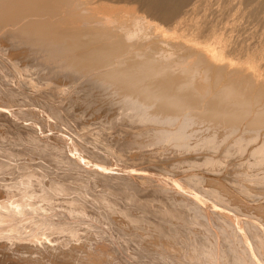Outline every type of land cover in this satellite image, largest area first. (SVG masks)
I'll use <instances>...</instances> for the list:
<instances>
[{
  "label": "rangeland",
  "instance_id": "rangeland-1",
  "mask_svg": "<svg viewBox=\"0 0 264 264\" xmlns=\"http://www.w3.org/2000/svg\"><path fill=\"white\" fill-rule=\"evenodd\" d=\"M75 1L77 3L80 2L79 4L82 6L99 7L96 11L88 9V12H96L97 16L101 15L100 17L102 18H109L108 20L111 21V25L120 27L118 29L123 32L129 31V29H135L134 25H132L133 21L136 24L142 22L139 28L136 27V33L139 34V37L133 38L135 39V41L133 40L134 44H136L135 46L138 47V45H140L141 47L139 46L138 48L141 50H164L163 53L167 54H165V56L175 58L185 55L184 50L187 49V46H190L184 45L182 40L174 37V26L172 22L166 23L159 19L160 16L166 13L165 10L157 11L156 17L153 15L152 11L150 12L147 10L151 0ZM94 1H97V3H92ZM159 1L163 4L165 0H162L163 2L161 0ZM195 1L191 2L194 3ZM227 1L211 0L213 4L210 0H208V2L207 0L203 2L207 3L208 8L213 5V8L219 6V9L223 8V12L226 11L224 13L222 12L223 16L210 15L208 18L213 19L212 22L215 18L216 22H214L216 24L220 22L222 25L221 27H223V24H225V26L231 25L230 23L233 19L237 24L243 26L248 36L249 34L251 36L254 34L252 39L262 35L261 32L264 30L262 25L258 27V30L255 28L256 31H254L255 29L252 31L251 28H254V26L257 27L255 25L257 22L255 21V23L254 19H243L240 14H237L238 7H240L237 5L238 0ZM166 2L167 4L171 3L168 0H166ZM215 2H219L220 5L216 3L215 7ZM221 2H224L223 4H225L226 7H224L225 5L221 4ZM203 3L202 5L204 6ZM207 5L205 4L206 7ZM221 5H223V7ZM205 6L203 7L204 10L206 9ZM232 6L235 8L233 7V9ZM129 7L134 10H125V8ZM202 7L198 8L199 10L201 9L200 12L197 11L198 16L203 13ZM231 10L234 11L232 12ZM232 13L234 15H232ZM235 15L237 17H235ZM112 16H115L116 19H113ZM220 17L221 19L223 18V21L219 19ZM134 18L135 20H133ZM216 18L219 19V21H217ZM224 18L227 19L226 23L229 22V24L224 22ZM237 18L241 20L237 22ZM209 21L211 20L209 19ZM250 21L251 23H248ZM220 23L218 24L220 25ZM249 24L251 27H249ZM183 26L186 27L185 25ZM257 32H259V34ZM151 33H153V35ZM146 34L150 35L155 42L151 38L149 39L150 36ZM156 34L159 35L157 36ZM144 35H146V37ZM178 35L183 40L190 39L194 42H201V44L212 41V39L205 41L195 34L185 35L178 33ZM13 36L14 35L10 32L6 33V31L0 30V264H137L139 262L140 264H144V261L145 264H147V260L149 263L151 261L150 264H155L157 258H159V261L161 257H163L164 260L161 258L156 264H170L172 262L175 264H190L193 262V264H205L207 262L208 264H227V262H225L227 254L225 253L231 254L227 256L228 264H241V262L246 264L244 261L246 259L244 258L247 256H245L246 254L244 255V252L250 249L252 253H250V251L246 253L248 256L250 253V256L254 257L255 263L253 264H257L258 261L260 264H264V251H262L264 250V235L262 239L263 244H261L259 240L254 244V240L250 237L249 232H247L248 229L246 230L249 223H255L257 227L259 226L262 228L261 230L258 227L261 233H264V155L260 153L254 154L256 147L258 148V146H261L264 139V133L262 134V132H264V123L263 127L260 128V133L262 134L261 138L255 137L256 132L252 129L250 130V127H253L250 119H239L241 122L238 119L230 120L229 122L226 120L215 121L213 119V121L206 119L204 116H206L205 113H207V110L205 109L207 108H204L205 105H203V107L189 108V110L187 109L188 111H185L200 116H196L197 120L195 123L191 121L192 124L189 122L187 123L189 126L185 125L186 128L188 127L187 130L186 128L184 130L183 128L179 129V131H183V134L181 133L183 137H177L176 133L178 131L176 132V130H178L179 123L183 116L179 117L173 124H166L162 117L158 118L162 123H158L156 120L153 121L152 113L149 111H147V113L144 111L146 117L143 109H136V113L134 114L133 112L135 109H132L127 103H124L121 97H119L116 92H113V89L110 90L107 87H102V89H100V86V88H94V84L88 81L90 74L88 76V73H85L87 75L85 76L84 73H82L80 78L79 75L77 77V75L72 72L67 74L66 70L62 68L63 71L61 69L62 63L59 67L60 59L54 58L59 62L57 64L53 57V62H50V60L46 62L45 60L49 57L48 55V57L46 55L43 56L46 52L44 53L40 49L38 50V48L35 49L36 46L34 47V45L30 48L31 43L28 42L27 38L21 37L23 39L22 44L18 43L19 40L20 42L22 40L20 37H17L18 40L15 41L16 38ZM11 37L14 39L12 42ZM157 38H161L159 43V39ZM170 39L172 41H170ZM151 40L154 43H152ZM162 42L163 44L161 45ZM172 42L176 43L173 44ZM16 43L20 45L18 46ZM24 43H30V46ZM148 44L152 47H149ZM156 45L161 47L157 48ZM257 46L258 45H256L254 49ZM198 48L199 47H197L195 51H198ZM170 49L175 50L172 51L175 53V55L173 53L174 56L170 54ZM258 49L259 48H257V50ZM36 51H39L40 54ZM254 51L256 52V49ZM255 52L252 54L253 57L247 62L242 60L239 61L236 55L230 56L231 60L228 61L234 63V66L238 67L239 71H242V77H239L241 82L242 80L245 82V80L249 78L246 81L249 83L256 77L257 80H255L258 83L264 84V56L254 55L256 54ZM197 54L198 53H196V55ZM189 60L190 61L185 59L183 64L187 61L189 62L187 64H190L192 61L191 59ZM53 69L56 70L54 71ZM246 72L250 75L247 74L246 76ZM260 79H262V81ZM227 80L228 77L224 76V78L222 77L217 81L218 83H215L216 81L214 82L215 84L211 82V84H214L211 86V92L214 91L212 94H215L219 88H222L224 84L229 82V80ZM251 82L249 84L253 83ZM218 84H222V86H218ZM249 84L246 86L245 90H247V92L249 91L247 94L250 98H253L254 92H257V90H255L254 87H249ZM103 89L106 90L104 91ZM113 94H115L116 97ZM120 99V103L122 104L119 103ZM124 105L127 106V109ZM1 109L6 110L3 111ZM128 109L130 112L133 110V112H128ZM138 110L146 117V121L143 116L140 117L142 114L140 111L137 113ZM134 117H136V119ZM148 117L150 119H147ZM201 117L205 118L204 121H200L203 119ZM138 118L140 121L137 120ZM246 121L249 122V124ZM221 122H223V124ZM230 124H237V126L231 129L230 127L232 125L230 126ZM250 124L252 125L250 126ZM161 129H169L170 131L173 129L171 132L176 133L173 134L174 136L170 135L171 138H166ZM213 132L216 133L214 134ZM161 133L163 135H161ZM241 134L244 138L246 137V140L244 139L242 142L239 141V143H237L236 139H238ZM34 179L35 181H33ZM192 205H199L200 210L198 209V215L197 209ZM201 208L205 212H201ZM200 215L206 220L198 217ZM162 217L168 221H165ZM217 217L222 220V223ZM223 220L226 222L223 223ZM169 222H172V224ZM235 223H238L240 227ZM204 225H206V228H203ZM225 225L229 226L226 227ZM155 226H159L157 230L159 229L162 233L159 230H155ZM200 226L202 227L200 228ZM212 226H215L214 229ZM187 228H189V230ZM218 228H223V231ZM170 230L173 231V233ZM174 231L176 233H174ZM180 231H182L181 234ZM191 231L196 233L193 234ZM212 231L213 233H211ZM243 231H245V233ZM153 232H155V234ZM171 233L173 235H170ZM176 234L178 237H176ZM217 234L219 236L218 238ZM234 234L235 236L237 235L236 238ZM167 235L169 237H167ZM195 235L197 236L195 237ZM230 235H232L231 238ZM244 235L247 236L245 237ZM185 236L189 239H186ZM224 236H229L227 237L229 240H226L227 238H224ZM239 237L242 241H239ZM127 238L129 242H127ZM135 238L136 240H134ZM223 238L227 243L225 240L223 241ZM194 239L197 243L193 242ZM244 239H246L247 242ZM177 240L180 241L181 244L178 243ZM188 240L190 241L188 242ZM189 243L191 244L190 249L188 247L190 245ZM205 243L209 245L212 244L210 249H208L209 245ZM246 243L249 244L246 245ZM185 244L189 245L187 246ZM192 244L194 245L192 246ZM198 244L204 248H198L201 247L198 246ZM138 245H142L141 251L139 250L140 247L138 249ZM160 245H162V247H160ZM233 247H235L236 250L235 248L233 249ZM244 247L247 248V250L244 249ZM248 247L250 249H248ZM221 248H224L223 251ZM226 248L227 250L229 249L228 252ZM201 249H203L204 252L201 251ZM253 249L254 251H258L254 252ZM146 250L149 251H147L148 256L146 255ZM188 250L192 252L188 254ZM153 251L155 253L157 252L156 255H158V253L163 255H158L156 258L154 257L156 255ZM177 251L180 254L177 253ZM138 252V256L141 257L137 256ZM112 253L114 254L112 255ZM204 253L207 254V257ZM151 254H153L154 260L151 259L152 257L150 260L147 259L152 256ZM214 254L216 257H214ZM185 256L189 257L188 260ZM32 257L33 259H31ZM195 257L200 260H195ZM234 257L236 260H234ZM143 258L147 260H142ZM182 258L184 259L182 260ZM204 258L208 259V261L204 260ZM214 258H216V260H214ZM239 258H241L242 261ZM137 259L139 262H137ZM210 259L212 261L220 259L221 262L217 261L218 263H214ZM237 259H239V263ZM259 259L263 261L261 262ZM170 260L173 261L171 262ZM178 260H180L179 263H177ZM114 261L116 262L114 263ZM246 262L250 264L248 261Z\"/></svg>",
  "mask_w": 264,
  "mask_h": 264
},
{
  "label": "bare ground",
  "instance_id": "bare-ground-1",
  "mask_svg": "<svg viewBox=\"0 0 264 264\" xmlns=\"http://www.w3.org/2000/svg\"><path fill=\"white\" fill-rule=\"evenodd\" d=\"M99 1V0H97ZM97 1L92 2V3H97ZM159 0H151V3L148 5L147 10H149L150 12H153V15L156 17V13L157 11L160 10H165L166 13H164L162 16L159 17V19H161L162 22H172L174 29H173V35L176 39L182 40L184 42V45H190L187 46L185 51V55L183 56H179V57H167L165 56V54L163 53L162 50H141L138 47L140 45H138V47H136L134 44L135 37H139V34L136 33V27L139 28V25L142 23H138L136 24L134 21V23L132 22V25H134L135 29L123 32L121 31L120 27H114L111 25V21L106 19V18H102L100 16L96 15V12H88V9H91L93 11L98 10L97 7L94 6H82L81 4L77 3L75 0H0V30H4L7 32L12 33V35L15 36V41L18 40L17 37H22V38H27L28 42L30 43H24L26 45H31L30 48L35 47V49L38 48V50L40 49L41 51H43L44 53L46 52V54H42L43 56H47L48 59H46L45 61L50 62L56 60V59H60L59 62L56 60V64L59 63V67L60 64L61 69L63 68L64 70H66V73L68 74L69 72H72L73 74L80 75L82 73H84L85 76H87L85 73H88L89 79L88 81L90 83H93V87L95 88H100L102 89V87H107L108 89H113V92H116L119 97H121L122 101L124 103H127L128 106H130L132 109H135L134 112L133 110L130 112V110L128 112L130 113H136V109H143V112L149 111L152 113V118L153 121L156 120V122L160 123L161 120H159V117H162L163 121H165V123H169V124H173L175 123L179 117L183 118L181 119L179 126H178V130H176V132H171L169 129H161L162 133L164 134V137L166 138H171L170 135H173L176 133L177 137H183V131L181 132V130L179 131V129L183 130L186 128L185 125L189 126V122L194 121L193 123L196 122V116H200V115H196L194 113L191 112H185L188 111L189 108H198V107H203V105H205L204 108H207L205 110H207L205 113L206 119H210V120H226V121H230V120H251L250 126L252 125L253 127H250V130H254L255 133V137H260L262 136V134L264 132H262V134L260 133V128L263 127V123H264V84H260L258 83L255 79L251 82L252 84H249L248 82H246L249 78H247V80H245V82H243L244 80H242L239 77H242V71L240 72L238 67L234 66V63H230L231 60L230 56L232 55H236L238 57V60H242V61H248L250 60V58H252V54L255 52L254 50L256 49V54L254 55H260L261 57L264 56V30L263 32L262 29L264 28V0H238V13L240 14V16H242V18L244 19H254V22L256 21L257 24H255L257 27L254 26V28H251L252 31L253 29L257 28L260 25L263 26V28L261 29V33L262 35L256 36L258 38H254L252 39L254 36L253 34L252 36L249 34H246L247 32H245V29L243 28V26L241 24H237L235 22V20L232 19L231 20V25H226L223 24V27H221V23L217 22V24L215 23V18H214V23L212 22L213 19L208 18L210 15H222L223 12V8L219 9L217 8H213L212 6H209L207 3H203L205 2V0H191V1H195L194 3H192L190 0H168L171 3L167 4L166 0L163 2V4H161V2H158ZM215 1V0H213ZM219 1V0H217ZM225 1V0H224ZM227 1V0H226ZM234 1V0H231ZM237 1V0H236ZM86 2V1H85ZM84 2V3H85ZM166 2V3H165ZM208 2V0H207ZM211 2V0H210ZM229 2V1H227ZM82 3V2H81ZM202 3L207 5V7L205 6L206 9L208 10H204V6L202 5ZM212 3V2H211ZM216 3L215 2V7H216ZM224 2H221V4H223ZM234 3V2H233ZM232 3V4H233ZM103 4V3H102ZM210 4V3H209ZM213 4V3H212ZM219 4V2L217 3ZM229 4V3H227ZM87 5V4H86ZM91 5V4H90ZM93 5V4H92ZM101 5V4H100ZM203 7H202V6ZM220 5V4H219ZM225 5V4H223ZM223 5H221L223 7ZM99 6V5H98ZM201 6L203 9V13L201 11L200 16H198V12H200V10L198 8ZM235 6V4H234ZM232 6V8L234 7ZM105 7V6H104ZM212 9H211V8ZM226 7V5L224 6ZM236 7V6H235ZM234 7V8H235ZM143 8V7H142ZM233 8V9H234ZM123 9V8H122ZM237 9V8H236ZM125 10L128 11H133V8H125ZM227 10V9H226ZM210 11V12H209ZM230 11V10H229ZM228 11V12H229ZM232 12L234 10H231ZM226 12V11H224ZM223 12V13H224ZM106 13V12H105ZM235 13V14H236ZM115 14V13H114ZM121 14V13H120ZM150 14V13H149ZM228 14V13H227ZM242 14V15H241ZM226 15V14H225ZM232 15H234L232 13ZM117 16V15H116ZM120 16V15H119ZM223 16V15H222ZM229 16V15H228ZM113 17V16H112ZM111 17V18H112ZM219 17V16H218ZM217 17V18H218ZM227 17V16H225ZM230 17V16H229ZM234 17V16H233ZM235 17H237L235 15ZM239 17V16H238ZM110 18V19H111ZM216 18V19H217ZM241 18V17H240ZM113 19H116L115 16L113 17ZM119 19V18H118ZM123 19V18H122ZM209 19L211 21H209ZM220 20L221 17L219 18ZM219 19H217V21H219ZM229 19V20H230ZM235 19V18H234ZM238 19V18H237ZM242 19V21H243ZM135 20V18L133 19ZM224 22L226 23V20L224 18ZM228 20V21H229ZM241 20V19H240ZM239 19L237 20L240 21ZM113 21V20H112ZM122 21V20H121ZM145 21V20H143ZM223 21V20H222ZM221 21V22H222ZM241 21V22H242ZM223 22V23H224ZM220 23V25L218 24ZM240 23V22H239ZM246 23V21H245ZM248 23H251L248 22ZM226 24H229L226 23ZM247 24V23H246ZM245 24V25H246ZM253 24V23H252ZM251 24V25H252ZM183 25H185L186 27H184ZM123 26V25H122ZM130 26V25H129ZM147 26V25H146ZM168 26V25H167ZM171 26V25H170ZM132 27V28H134ZM144 27V26H143ZM141 27V28H143ZM248 27V26H247ZM249 27L250 24H249ZM248 27V28H249ZM173 28V27H172ZM6 29V30H5ZM123 29V27H122ZM147 29V28H146ZM154 29V28H153ZM250 29V28H249ZM140 30V29H139ZM144 30V29H143ZM150 30V29H149ZM244 30V31H243ZM248 30V29H247ZM142 31V30H141ZM145 31V30H144ZM147 31V30H146ZM156 31V30H155ZM251 31V30H250ZM256 31V29L254 30ZM153 32V30H152ZM245 32V33H244ZM5 33V32H4ZM143 34V31L141 32ZM146 33V32H145ZM149 33V31H148ZM155 33V32H154ZM178 33L181 34H185V35H190V34H195L201 38H203V40L207 41L208 39H212L211 42L205 43V44H201V42H194L192 40H183L181 39V37L178 35ZM237 33V34H235ZM255 33V32H254ZM259 34V32H257ZM153 35V33H151ZM161 34V33H160ZM170 34V33H169ZM172 34V33H171ZM2 35V34H1ZM141 35V34H140ZM147 35V34H146ZM146 35H144L146 37ZM157 35V34H156ZM159 35V34H158ZM157 35V36H158ZM163 35V34H162ZM13 36V37H14ZM150 36V35H147ZM155 36V35H154ZM161 36V35H160ZM171 36V35H170ZM142 37V36H141ZM21 38V39H22ZM151 38V36L149 37V39ZM164 38V37H162ZM10 39V38H9ZM144 39V37H143ZM153 40V38H151ZM159 39V38H157ZM161 39V38H160ZM160 39L158 41V43L160 42ZM173 39V38H172ZM14 39H12L11 37V42ZM24 40V41H27ZM134 40V41H133ZM151 42L154 43L155 40H153ZM164 40V39H163ZM178 40V42H179ZM23 39L18 41V43H22L23 44ZM149 41V40H148ZM147 41V42H148ZM168 41V40H166ZM170 41H172L170 39ZM143 42V41H142ZM182 42V44H183ZM14 43V42H13ZM16 43V44H18ZM139 43V42H138ZM146 43V42H145ZM150 43V42H149ZM152 43H150L151 45H153ZM157 43V42H156ZM173 43V42H172ZM176 43V42H174ZM173 43V44H174ZM15 44V45H16ZM163 44V42L161 43V45ZM165 44V43H164ZM167 44V43H166ZM169 44V43H168ZM20 44H18L19 46ZM29 45V46H30ZM149 45V44H148ZM160 45V44H159ZM170 45V44H169ZM258 45L255 49L254 47ZM23 46V45H21ZM145 47H147L146 45H144ZM165 46V45H164ZM167 46V45H166ZM174 46V45H173ZM141 47V46H140ZM149 47H152L149 45ZM155 47V46H154ZM157 48L158 45H156ZM169 47V46H167ZM183 47V46H182ZM189 47V48H188ZM199 47L197 50L195 51V49ZM29 48V47H28ZM29 48V49H30ZM173 48V47H172ZM177 48V47H176ZM175 48V49H176ZM180 48V47H179ZM185 48V47H184ZM257 48H259L257 50ZM5 49V48H4ZM12 49V48H11ZM143 49V48H142ZM153 49V48H152ZM166 49V47H165ZM168 50V48H167ZM171 50V49H170ZM40 51V52H41ZM166 51V50H165ZM175 50H171V53L173 55ZM179 51V50H178ZM182 51V50H181ZM254 51V52H253ZM39 53V51H36ZM42 52V53H43ZM168 52V51H167ZM169 53V52H168ZM177 53V52H176ZM184 53V52H183ZM196 53H198L196 55ZM30 54V53H29ZM40 54V53H39ZM178 54V53H177ZM41 55V57H42ZM167 55V54H166ZM169 55V54H168ZM175 55V53H174ZM173 55V56H174ZM36 56V55H35ZM52 57L54 60H52ZM234 57V56H233ZM231 57V58H233ZM5 58V57H4ZM46 58V57H43ZM43 58H39V59H43ZM255 58V57H254ZM253 58V59H254ZM185 59H188V61H190L189 59H191V65L187 64L189 63L188 61L183 64V62L185 61ZM235 59V58H234ZM227 60V61H226ZM237 60V59H235ZM262 60V59H261ZM264 60V59H263ZM39 61V60H38ZM41 61V60H40ZM234 61V60H233ZM237 61V62H239ZM258 61V60H257ZM44 62V61H43ZM250 62V61H249ZM248 62V63H249ZM243 63V62H241ZM261 63V62H260ZM16 64V63H15ZM245 64V63H244ZM35 65V64H34ZM55 65V64H54ZM243 65V64H242ZM240 65V66H242ZM246 65V64H245ZM259 65V64H258ZM28 66V65H27ZM30 66V65H29ZM53 66V65H52ZM239 66V67H240ZM7 67V66H6ZM50 67V66H49ZM57 67V66H55ZM245 67V66H244ZM5 68V67H4ZM235 68V69H234ZM61 69L59 68L60 72ZM62 69V70H63ZM244 69V68H243ZM246 69V68H245ZM43 70V69H42ZM52 70V69H51ZM54 70V69H53ZM56 70V69H55ZM54 70V71H55ZM63 70V71H64ZM256 70V69H255ZM254 70V71H255ZM264 70V68H263ZM35 71V70H34ZM245 71V70H244ZM53 72V71H51ZM49 72V73H51ZM58 72V70H57ZM59 72V73H60ZM3 73V72H2ZM62 73V72H61ZM71 73V74H72ZM8 74V73H7ZM65 74V73H63ZM244 74V73H243ZM247 72H246V76H247ZM252 74V73H251ZM255 74V72H254ZM37 75V74H36ZM45 75V74H43ZM250 75V74H248ZM264 75V74H263ZM224 76L228 77L229 82H227L226 84H224V86L219 85L218 86H222V88H219L215 94H212L211 92V86L214 85L215 83H218L217 81H219L222 77L224 78ZM244 76V75H243ZM8 77V76H6ZM41 77V76H40ZM83 77V76H81ZM245 77V76H244ZM51 78V77H50ZM49 78V79H50ZM73 78V77H72ZM260 78V77H259ZM27 79V78H26ZM68 79V78H67ZM86 79V77H85ZM201 81H200V80ZM215 79V80H214ZM226 79V78H225ZM245 79V78H244ZM11 80V79H10ZM74 80V79H73ZM214 80V82H213ZM227 80V81H228ZM259 80V79H258ZM262 81V79H260ZM264 81V80H263ZM55 82V81H54ZM205 82V83H202ZM211 82H213L214 84H211ZM221 82V81H220ZM226 82V81H225ZM8 83V82H7ZM38 83V82H37ZM43 83V82H42ZM72 83V82H71ZM78 84V83H77ZM86 84V83H85ZM250 85L249 87L251 88H255V90H257L256 95L254 92V97L250 98V96L247 94V90H245L247 85ZM80 85V84H79ZM217 85V84H216ZM78 86V85H77ZM100 86V87H99ZM5 87V86H4ZM210 87V88H209ZM216 88V87H215ZM81 89V88H80ZM84 89V88H83ZM247 89L249 90V88L247 87ZM50 90V89H49ZM98 90V89H97ZM104 90V89H103ZM106 90V89H105ZM104 90V91H105ZM252 90V89H250ZM103 91V92H104ZM55 92V91H54ZM112 92V91H111ZM110 92V93H111ZM23 93V92H22ZM38 93V92H37ZM109 93V94H110ZM10 94V93H9ZM68 94V93H67ZM250 94V93H249ZM253 94V91H252ZM83 95V94H82ZM106 95V94H105ZM115 96V94H113ZM9 96V95H8ZM102 96V95H100ZM108 96V94H107ZM111 96V95H110ZM109 96V97H110ZM83 97V96H82ZM96 97V96H95ZM116 97V96H115ZM114 97V98H115ZM118 97V98H119ZM94 98V97H93ZM113 98V96H112ZM8 99V98H7ZM76 99V98H75ZM81 99V98H80ZM121 99L119 101V103L121 102ZM73 100V99H72ZM87 100V99H86ZM58 101V100H57ZM83 101V100H82ZM88 101V100H87ZM10 103V102H9ZM61 103V102H60ZM77 103V102H76ZM87 103V102H86ZM118 103V104H119ZM123 103V104H124ZM122 104V103H120ZM119 104V105H120ZM5 105V104H4ZM8 105V104H7ZM44 105V104H43ZM62 105V104H61ZM110 105V104H109ZM126 105V104H125ZM124 107L126 108L127 106ZM9 107V106H8ZM114 107V106H113ZM123 107V106H122ZM127 109V108H126ZM188 109V110H187ZM3 110V109H1ZM6 110V109H4ZM3 110V111H4ZM124 110V109H123ZM137 111V113H139V111ZM193 110V109H192ZM191 110V111H192ZM200 110V109H198ZM10 111V110H9ZM196 111V110H195ZM193 111V112H195ZM203 111V110H201ZM141 112V111H140ZM8 113V112H7ZM100 113V112H99ZM142 113V112H141ZM196 113V112H195ZM199 113V112H198ZM12 114V113H11ZM77 114V113H76ZM127 114V112H126ZM125 114V115H126ZM150 114V113H148ZM147 114V115H148ZM204 114V115H205ZM105 115V114H104ZM124 115V116H125ZM132 115V114H130ZM144 115L146 116L145 112ZM143 115V113L141 114L140 117H144L145 121H146V117ZM9 116V115H8ZM135 116V115H134ZM137 116V115H136ZM138 116V117H139ZM13 117V116H12ZM113 117V116H112ZM131 117V116H130ZM204 117L202 120L200 121H204ZM136 119V117H134ZM143 118V119H144ZM147 119H150L149 117ZM134 120V119H133ZM139 120V118L137 119ZM159 120V121H158ZM213 120V121H214ZM249 120V122H250ZM140 121V120H139ZM142 121V119H141ZM212 121V122H213ZM240 121V120H239ZM118 122V121H117ZM227 122V123H228ZM241 122V121H240ZM247 122V121H246ZM245 122V123H246ZM249 122H247L249 124ZM162 123V122H161ZM177 123V124H178ZM223 124V122H221ZM236 123V122H235ZM234 123V124H235ZM244 123V121H243ZM246 123V124H247ZM115 124V123H114ZM192 124V122H191ZM215 124V123H214ZM240 124V123H237ZM236 125H232L230 124V128L233 129L235 128ZM255 124V125H254ZM226 125V124H225ZM241 125V124H240ZM245 125V124H244ZM163 126V125H162ZM224 126V125H223ZM150 127V126H149ZM166 127V126H165ZM241 127V126H240ZM239 127V128H240ZM154 128V127H153ZM188 128V127H187ZM186 128V130H187ZM205 128V127H204ZM14 129V128H13ZM152 129V128H151ZM211 129V128H210ZM248 129V128H247ZM39 130V129H38ZM54 130V129H53ZM160 130V129H159ZM158 130V131H159ZM160 131V132H161ZM248 131V130H247ZM16 132V131H15ZM97 132V131H96ZM191 132V131H190ZM230 132V131H229ZM243 132V131H242ZM44 133V132H43ZM158 133V132H157ZM161 133V135H163ZM182 133V134H181ZM214 133V132H213ZM216 133V132H215ZM214 133V134H215ZM213 134V135H214ZM5 135V134H4ZM186 135V134H185ZM151 136V135H150ZM174 136V135H173ZM172 136V138H173ZM187 136V135H186ZM158 137V136H157ZM211 137V136H210ZM60 138V137H59ZM159 138V137H158ZM251 138V137H250ZM263 138V137H262ZM62 139V138H61ZM165 139V138H164ZM163 139V140H164ZM213 139V138H212ZM215 139V138H214ZM236 139V138H235ZM246 140V137L244 138L243 135L241 134V136H239L238 139H236V142L239 143V141H243ZM60 140V139H59ZM162 140V139H161ZM175 140V139H174ZM61 141V140H60ZM106 141V140H105ZM158 141V140H157ZM262 141V140H261ZM64 142V141H63ZM156 142V141H155ZM223 142V141H222ZM260 142V141H259ZM136 143V142H135ZM161 143V142H160ZM227 143V142H226ZM133 144V143H132ZM131 144V145H132ZM176 144V143H175ZM134 145V144H133ZM164 146V145H163ZM195 146V145H194ZM111 148V147H110ZM22 150V149H21ZM132 150V149H131ZM149 152V151H148ZM263 154L264 155V139L262 141V145L258 146V148L256 147V150L254 151V154ZM101 154V153H100ZM73 156V155H72ZM213 157V156H212ZM25 160V159H24ZM73 160V159H72ZM80 160V159H79ZM70 161V160H68ZM57 163V162H56ZM69 163V162H68ZM76 163V162H75ZM140 164V163H139ZM108 166V165H107ZM98 168V167H97ZM126 168V167H125ZM261 168V167H260ZM111 169V168H110ZM250 169V168H249ZM28 170V169H27ZM102 171V170H101ZM131 172V171H130ZM150 173V172H149ZM110 174V173H109ZM130 174V173H129ZM139 175V174H138ZM142 177V176H141ZM246 177V176H245ZM165 178V177H164ZM9 179V178H8ZM263 179V178H262ZM128 180V179H127ZM138 180V179H137ZM140 180V179H139ZM142 180V179H141ZM35 181V179L33 180ZM143 181V180H142ZM218 181V180H217ZM255 181V180H254ZM15 182V181H14ZM37 182V181H36ZM38 183V182H37ZM105 183V182H104ZM148 183V182H147ZM211 183V182H210ZM31 184V183H30ZM34 184V183H33ZM189 184V183H188ZM32 185V184H31ZM37 185V184H36ZM144 185V184H143ZM146 185V184H145ZM220 185V184H219ZM57 186V185H56ZM218 186V185H217ZM246 186V185H245ZM33 187V186H32ZM37 187V186H36ZM39 187V186H38ZM249 187V186H248ZM156 188V187H155ZM31 189V188H30ZM128 189V188H127ZM173 189V188H172ZM245 189V188H244ZM38 190V189H37ZM48 190V189H47ZM183 190V189H182ZM258 190V189H257ZM218 191V190H217ZM243 191V190H242ZM216 192V191H215ZM45 194V193H44ZM185 194V193H184ZM214 194V193H213ZM212 194V195H213ZM74 195V194H73ZM72 195V196H73ZM36 196V195H35ZM63 196V195H62ZM197 196V195H196ZM25 197V196H24ZM249 197V196H248ZM40 198V197H39ZM216 198V197H215ZM259 198V197H258ZM42 199V198H41ZM8 200V199H7ZM12 200V199H11ZM186 200V199H185ZM13 201V200H12ZM37 201V200H36ZM67 201V200H66ZM77 201V200H76ZM73 202V201H72ZM78 202V201H77ZM242 202V201H241ZM30 203V202H29ZM3 204V203H2ZM195 204V203H193ZM1 205V204H0ZM73 205V204H72ZM67 206V205H66ZM195 207V209L200 210L199 205H192ZM217 206V205H216ZM174 207V206H173ZM193 207V208H194ZM84 208V207H83ZM111 208V207H110ZM116 208V207H115ZM192 209V208H191ZM264 209V208H263ZM85 210V208H84ZM166 210V209H165ZM202 210V208H201ZM160 211V210H159ZM196 211V210H195ZM204 210H202L201 212H203ZM167 212V211H166ZM192 212V211H191ZM200 212V213H201ZM205 212V211H204ZM194 213V212H192ZM113 214V213H112ZM159 214V213H158ZM169 214V213H168ZM174 214V213H173ZM195 214V213H194ZM199 214V212L197 213V215ZM220 214V213H219ZM85 215V214H84ZM204 215V214H203ZM223 215V214H222ZM75 216V215H74ZM106 216V215H105ZM176 216V215H174ZM185 216V215H184ZM202 215L198 216L201 217ZM164 217V216H163ZM162 217V218H163ZM169 217V215H168ZM181 217V216H180ZM194 217V215H193ZM205 217V216H204ZM219 217V216H218ZM217 217V218H218ZM104 218V216H103ZM127 218V217H126ZM161 218V219H162ZM167 218V216H166ZM186 218V217H185ZM191 218V217H190ZM203 218V217H201ZM222 218V217H221ZM224 218H229V217H224ZM164 219V218H163ZM169 219V218H168ZM192 219V218H191ZM204 220H206L205 218H203ZM213 219V218H212ZM219 219V218H218ZM127 220V219H126ZM129 220V219H128ZM145 220V219H144ZM165 220V219H164ZM186 220V219H185ZM168 221V220H165ZM171 221V220H169ZM181 221V220H180ZM214 221V220H213ZM219 221L222 223V220L219 219ZM224 221V220H223ZM32 222V221H31ZM108 222V221H107ZM128 222V221H127ZM140 222V221H139ZM186 222V221H185ZM205 222V221H204ZM211 222V221H210ZM226 221H224L223 223H225ZM230 222V221H229ZM16 223V222H15ZM129 223V222H128ZM135 223V222H134ZM161 223V222H160ZM167 223V222H166ZM172 224V222H169ZM206 223V222H205ZM218 223V222H217ZM199 224V223H198ZM203 224V223H202ZM207 225H209L208 223H206ZM214 224V222H213ZM229 224V223H228ZM238 224V223H235ZM137 225V224H136ZM135 225V226H136ZM212 225V224H211ZM217 225V224H215ZM219 225V224H218ZM222 225V224H221ZM232 225V224H230ZM239 225V224H238ZM237 225V226H238ZM257 225V224H256ZM255 225V223H249L248 228H246V230L248 229L247 232H249L250 237L254 240V244H256V242L259 240V242L262 243L263 239V235L260 229L262 230V228H259ZM112 226V225H111ZM114 226V225H113ZM116 226V225H115ZM131 226V225H130ZM134 226V227H135ZM138 226V225H137ZM157 226V225H156ZM155 226V230H157V228ZM182 226V225H181ZM206 225L203 226V228ZM223 226V225H222ZM226 227H228L227 225H225ZM120 227V226H119ZM154 227V226H153ZM162 227V225H161ZM170 227V226H169ZM183 227V226H182ZM181 227V228H182ZM195 227V226H194ZM197 227V226H196ZM202 226H200L201 228ZM209 227V226H208ZM213 227V226H212ZM215 227V226H214ZM213 227V229H214ZM218 227V226H217ZM225 227V229H226ZM232 227V226H231ZM240 227V225H239ZM246 227V224H245ZM121 228V227H120ZM174 228V227H173ZM199 228V227H198ZM206 228V227H205ZM233 228V227H232ZM235 228V227H234ZM119 229V228H118ZM145 229V228H144ZM162 229V228H161ZM171 229V228H170ZM189 230V228H187ZM208 229V228H207ZM221 229V228H218ZM223 229V228H222ZM221 229V231H223ZM230 229V228H229ZM228 229V230H229ZM239 229V228H238ZM237 229V230H238ZM159 230V229H158ZM157 230V231H158ZM166 230V228H165ZM173 230V229H171ZM170 230V231H171ZM206 230V229H204ZM232 230V229H231ZM236 230V228H235ZM240 230V229H239ZM243 230V229H242ZM245 230V229H244ZM108 231V230H107ZM122 231V230H121ZM144 231V230H143ZM146 231V230H145ZM149 231V230H148ZM160 231V230H159ZM167 231V230H166ZM207 231V230H206ZM217 231V230H216ZM225 231V230H224ZM123 232V231H122ZM126 232V231H124ZM161 232V231H160ZM159 232V233H160ZM164 232V231H163ZM173 233V231H171ZM179 232V231H178ZM182 231H180L181 234ZM193 232V231H191ZM190 232V233H191ZM226 232V231H225ZM230 232V231H229ZM235 232V231H234ZM245 233V231H243ZM58 233V232H57ZM110 233V232H109ZM150 233V232H149ZM155 234V232H153ZM152 233V234H153ZM162 233V232H161ZM170 235H173V234ZM174 233H176L174 231ZM189 233V232H186ZM196 233V232H195ZM193 232V234H195ZM213 233V231L211 232ZM216 233V232H215ZM222 233V232H221ZM224 233V232H223ZM241 233V232H240ZM238 233V234H240ZM108 234V233H107ZM125 234V233H123ZM138 234V233H137ZM151 234V235H152ZM157 234V233H156ZM165 234V233H164ZM167 234V232H166ZM178 234V233H177ZM176 234V235H177ZM198 234V233H197ZM227 234V233H226ZM232 234V233H231ZM141 235V234H140ZM161 235V234H160ZM191 235V234H190ZM225 235V234H222ZM220 235V236H222ZM242 235V234H241ZM123 236V235H122ZM138 236V235H137ZM189 236V235H188ZM197 235H195L196 237ZM202 236V235H201ZM200 236V237H201ZM232 235H230L231 238ZM235 236V234H234ZM233 236V238H234ZM237 236V235H236ZM235 236V238H236ZM243 236V235H242ZM245 236V235H244ZM247 236V235H246ZM245 236V237H246ZM34 237V236H33ZM136 237V235H135ZM145 237V236H144ZM152 237V236H151ZM163 237V236H162ZM166 237V236H165ZM167 237H169L167 235ZM178 237V235L176 236ZM205 237V235H204ZM207 237V236H206ZM218 234H217V238H218ZM223 237V236H222ZM221 237V239H222ZM226 236H224L225 238ZM229 237V236H227ZM226 237V238H227ZM249 237V238H250ZM89 238V237H88ZM121 238V237H120ZM143 238V237H142ZM153 238V237H152ZM159 238V237H158ZM161 238V237H160ZM184 238V237H183ZM185 238L187 239L188 237L185 236ZM223 238V241L225 240ZM234 238V240H235ZM240 238V237H239ZM238 238V239H239ZM250 238V239H251ZM81 239V238H80ZM178 239V238H177ZM189 239V238H188ZM247 239V238H246ZM246 239H244L246 241ZM263 239V240H262ZM40 240V239H39ZM128 240V241H127ZM127 242H129V239L127 238ZM131 240V239H130ZM133 240V239H132ZM136 240V238L134 239ZM139 240V239H138ZM141 240V239H140ZM160 240V239H159ZM173 240V239H172ZM213 240V239H212ZM215 240V239H214ZM226 240H229L228 238ZM225 240V241H226ZM241 240V238L239 239V241ZM76 241V240H75ZM80 241V240H79ZM99 241V240H98ZM169 241V240H168ZM176 241V239H175ZM182 241V240H181ZM185 241V240H184ZM190 240H188L189 242ZM192 241V240H191ZM200 241V240H199ZM204 241V240H203ZM202 241V242H203ZM219 241V239H218ZM232 241V239H231ZM242 241V240H241ZM93 242V241H92ZM91 242V243H92ZM121 242V241H120ZM131 242V241H130ZM133 242V241H132ZM174 242V241H173ZM178 243H180V241L177 240ZM176 242V243H177ZM193 242L197 241L194 239ZM210 242V241H208ZM215 242V241H214ZM229 242V241H228ZM247 242V241H246ZM250 242V240H249ZM11 243V242H10ZM50 243V242H49ZM53 243V242H52ZM125 243V242H124ZM139 243V242H138ZM159 243V242H158ZM175 243V242H174ZM187 243V242H184ZM199 243V242H198ZM204 243V242H203ZM227 243V241H226ZM244 243V242H243ZM78 244V243H77ZM133 244V243H131ZM181 244V243H180ZM190 244V243H189ZM188 244V245H189ZM200 244V243H199ZM198 246H201L199 245ZM208 244V243H205ZM214 244V243H213ZM216 244V242H215ZM218 244V243H217ZM220 244V243H219ZM231 244V243H230ZM249 244V243H248ZM246 243V245H248ZM251 244V243H250ZM260 244V243H258ZM260 244V245H261ZM42 245V244H41ZM44 245V244H43ZM60 245V244H59ZM95 245V244H94ZM135 245V244H134ZM133 245V246H134ZM163 245V244H162ZM162 245H160V247H162ZM187 245V244H185ZM187 245V246H188ZM194 244H192L193 246ZM209 245V244H208ZM207 245V246H208ZM212 244L209 245L210 246ZM226 245V244H225ZM232 245V244H231ZM236 245V244H235ZM238 245V244H237ZM15 246V245H14ZM92 246V245H91ZM90 246V247H91ZM142 246V245H141ZM140 245H138V249L140 247V251H141V247ZM144 246V245H143ZM155 246V245H154ZM183 246V244H182ZM181 246V248H182ZM197 246V247H198ZM222 246V245H221ZM224 246V245H223ZM228 246V245H227ZM252 246V245H251ZM38 247V246H37ZM43 247V246H42ZM128 247V245H127ZM159 247V248H160ZM165 247V246H164ZM171 247V246H170ZM169 247V248H170ZM180 247V246H179ZM189 249L191 247V244L188 246ZM196 247V245H195ZM240 247V246H239ZM242 247V246H241ZM262 247V246H261ZM93 248V246H92ZM152 248V247H151ZM173 248V247H172ZM198 248H204L203 246L198 247ZM197 248V250H198ZM206 248V247H205ZM214 248V247H213ZM218 248V247H216ZM220 248V247H219ZM228 248V247H227ZM226 248V250H227ZM231 248V247H230ZM235 247H233L234 249ZM253 248V246H252ZM255 248V247H254ZM53 249V248H52ZM119 249V248H118ZM137 249V250H138ZM145 249V248H143ZM142 249V251H143ZM148 249V248H147ZM158 249V247H157ZM179 249V248H178ZM192 249V248H191ZM224 249V248H223ZM223 249L221 248V250L223 251ZM240 249V248H239ZM244 249L247 250V248L244 247ZM243 249V250H244ZM248 249H250L248 247ZM262 249V248H261ZM163 250V248H162ZM171 250V249H170ZM174 250V249H173ZM182 250V249H181ZM185 250V248H184ZM193 250V249H192ZM196 250V249H195ZM206 250V249H205ZM215 250V249H214ZM219 250V249H217ZM229 250V249H228ZM227 250V252H228ZM236 250V248H235ZM251 250V249H250ZM247 250V251H250ZM260 250V249H259ZM9 251V250H8ZM139 251V252H140ZM146 250V255L148 256ZM164 251V250H163ZM168 251V250H167ZM172 251V250H171ZM179 251V250H178ZM177 251V253H179ZM186 251V250H185ZM199 251V250H198ZM201 251L204 252L203 249H201ZM211 251V250H210ZM216 251V250H215ZM221 251V252H222ZM238 251V250H237ZM236 251V252H237ZM242 251V249H241ZM245 251V250H244ZM247 251L244 252V255L247 256L245 263L247 264L246 261H248L250 264L255 263L254 262V257L250 256V253H252L250 251L249 256L246 253ZM254 251V249H253ZM258 251V250H255ZM254 251V252H255ZM261 251V250H260ZM264 251V250H262ZM134 252V251H133ZM139 252L137 253V256L139 255ZM144 252V253H145ZM149 252V251H148ZM154 252V251H153ZM166 252V250H165ZM176 252V251H174ZM192 252L188 250V254ZM195 252V251H194ZM197 252V251H196ZM206 252V251H205ZM219 252V251H218ZM226 252V251H224ZM243 252V251H242ZM253 252V253H254ZM132 253V252H131ZM152 253V252H150ZM149 253V255H150ZM155 253V252H154ZM157 253V252H156ZM155 253V255H156ZM164 253V252H163ZM172 253V252H171ZM201 253V252H200ZM208 253V252H206ZM213 253V252H211ZM210 253V254H211ZM216 253V252H215ZM231 253V251H230ZM235 253V251H234ZM239 253V252H238ZM17 254V253H16ZM24 254V253H23ZM64 254V253H63ZM76 254V253H75ZM81 254V253H80ZM114 253H112L113 255ZM180 254V253H179ZM198 254V253H197ZM226 258H225V262H227V264L229 263L227 260V256H230L231 254L229 253H225ZM233 254V253H232ZM242 254V253H240ZM255 254V253H254ZM259 254L261 255V253L259 252ZM263 254V253H262ZM20 255V254H18ZM48 255V254H47ZM97 255V254H96ZM111 255V256H112ZM141 255V254H140ZM143 255V253H142ZM145 255V256H146ZM152 256H150L151 259L154 260L153 258V254H151ZM158 255H160V253H158ZM158 255L154 256V257H158ZM163 255V254H161ZM160 255V256H161ZM185 255V254H184ZM193 255V254H192ZM195 255V253H194ZM193 255V256H194ZM202 255V254H201ZM204 255L206 256L207 254L204 253ZM212 255V254H211ZM219 255V254H218ZM237 255V254H236ZM243 255V256H244ZM253 255V254H252ZM12 256V255H11ZM40 256V255H39ZM142 256V257H145ZM146 256V257H147ZM169 256V255H168ZM176 256V255H175ZM178 256V254H177ZM196 256V255H195ZM203 256V255H202ZM209 256V255H208ZM213 256V255H212ZM222 256V255H221ZM235 256V255H233ZM232 256V257H233ZM241 256V255H240ZM259 256V255H258ZM257 256V258H258ZM6 257V256H5ZM17 257V255H16ZM22 257V256H21ZM34 257V256H33ZM33 257L31 259H33ZM106 257V256H105ZM115 257V256H114ZM113 257V258H114ZM141 257V256H138ZM170 257V256H169ZM173 257V256H172ZM180 257V255H179ZM186 257V256H185ZM200 257V255H199ZM204 257V256H203ZM207 257V256H206ZM214 257L215 254H214ZM236 257V256H235ZM234 257V260H236V258ZM253 257V259H252ZM256 257V256H255ZM263 257V256H262ZM112 258V259H113ZM117 258V257H116ZM137 258V257H136ZM163 258V257H161ZM160 258V260H161ZM187 260L189 257H186ZM195 260H200L199 258L195 257ZM210 258V256H209ZM219 258V257H217ZM229 258V257H228ZM261 258V256H260ZM49 259V258H48ZM47 259V260H48ZM86 259V258H85ZM84 259V260H85ZM119 259V258H118ZM141 259V258H140ZM146 258H143L142 260H144ZM146 259V260H147ZM159 258H157L156 262L158 261ZM179 259V258H177ZM184 258H182L183 260ZM212 259V258H211ZM210 259V260H211ZM221 259V258H220ZM217 260V261H220ZM223 259V258H222ZM221 259V260H222ZM241 260V258H239ZM239 259H237V262L239 263ZM100 260V259H99ZM114 260V259H113ZM136 260V259H134ZM152 260V261H153ZM164 260V258L162 259ZM167 260V259H166ZM174 260V259H173ZM173 260H170L171 262ZM194 260V261H195ZM207 260L208 259H205ZM209 260V261H210ZM214 260H216V258H214ZM224 260V259H223ZM232 260V259H231ZM230 260V261H231ZM256 260V259H255ZM260 260V259H259ZM43 261V260H42ZM118 261V260H116ZM114 261V263L116 262ZM169 261V258H168ZM175 261V260H174ZM177 261V260H176ZM180 260H178L177 263H179ZM203 261V260H202ZM212 261V260H211ZM217 261H212V262H217ZM242 261V260H241ZM240 261V262H241ZM261 261V260H260ZM263 261V260H262ZM261 261V262H262ZM82 262V261H81ZM134 262V261H131ZM136 262V261H135ZM137 262L138 259H137ZM143 262V261H141ZM155 262V264H156ZM163 262V261H162ZM166 262V261H165ZM164 262V263H165ZM193 262V261H192ZM221 262V261H220ZM235 262V261H234ZM264 262V261H263ZM42 263V262H41ZM87 263V262H86ZM146 263L148 264L149 261L147 260ZM151 263V261H150ZM149 263V264H150ZM167 263V262H166ZM173 264H175L174 262H172ZM170 263V264H172ZM194 263V262H193ZM190 263V264H193ZM204 263V262H203ZM211 263V262H209ZM218 263V262H217ZM223 263V262H222ZM233 263V262H232ZM258 263L260 264V262L258 261ZM257 263V264H258ZM50 264V263H48ZM52 264V263H51ZM92 264V263H91ZM120 264V263H119ZM137 264H140L137 263ZM143 264V263H141ZM145 264V261H144ZM160 264V263H158ZM163 264V263H162ZM168 264V263H167ZM180 264V263H179ZM185 264V263H184ZM199 264V263H198ZM202 264V263H201ZM205 264H208L205 263ZM213 264V263H212ZM220 264V263H219ZM231 264V263H230ZM237 264V263H236ZM240 264V263H239ZM241 264H243V262H241Z\"/></svg>",
  "mask_w": 264,
  "mask_h": 264
}]
</instances>
